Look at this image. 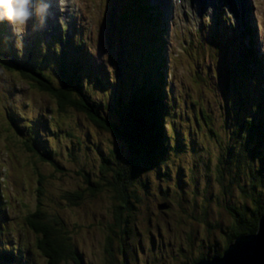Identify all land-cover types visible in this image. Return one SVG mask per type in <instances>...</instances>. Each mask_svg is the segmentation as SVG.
I'll list each match as a JSON object with an SVG mask.
<instances>
[{
  "label": "rangeland",
  "instance_id": "374dc122",
  "mask_svg": "<svg viewBox=\"0 0 264 264\" xmlns=\"http://www.w3.org/2000/svg\"><path fill=\"white\" fill-rule=\"evenodd\" d=\"M84 1L86 0H81V2ZM139 40L140 42L143 41L140 37ZM245 42V40L242 41V44ZM138 54L141 57L138 65H145V54L141 51ZM219 58L221 59V57ZM210 59L207 60V64L212 68L215 67V76H217L219 75L218 62L213 65ZM221 61L225 64L224 60L221 59ZM132 65L134 64L132 63ZM187 73V68L182 67L180 80L182 79L184 82V75ZM131 80L133 81V79H129L125 83L119 84L113 79L112 81L115 83L106 90L108 95L103 92L104 96L96 98L103 107L102 112L105 116L109 115L113 119L118 114L119 117L124 105H127L133 97L134 90L130 89ZM216 80L219 81L216 77H212L213 85L207 87L211 92L205 93V100L201 101V105L213 112L215 124H211L210 121L206 123L216 132L217 136H208L207 130L202 128L191 130L192 126H187L184 121L180 122L181 129L188 128L194 137H198L199 140L203 139L207 144V149L204 147L199 149V155L203 161L194 162L192 159H188L190 154L187 153L181 155V161L173 156V160L162 161L156 168L144 172L142 181L145 182V186H141L139 183L137 185L140 201L132 202L131 205L134 208H129L124 213L127 218L125 223L131 218L130 223H127L130 226L127 254L130 255L134 264H190L193 257H197L201 252L204 254L212 253L218 247V241L224 242L227 232L232 230L233 217L229 207L247 204L249 209L252 210L253 208L252 200L246 197L248 193L242 189V187H250L251 181L247 177V167L250 166L253 159L250 158L249 161L247 159L245 165L237 170V173L241 175L240 179H238L239 176L227 175L228 173L220 169L222 164L219 159L225 144L228 142L229 130L224 129L223 111L214 100V95L217 97L221 95L220 91L214 89ZM8 81L12 83L13 78ZM124 86L127 87L122 92L113 93L111 90L114 87ZM6 90L7 87H0V91ZM191 93L198 96L193 91ZM21 98L30 102L28 92H25ZM8 100L11 102V99ZM39 101L45 104L43 98L37 100V102ZM15 104L19 105V103ZM118 105L122 107L120 110ZM0 109L4 111L3 99H0ZM70 112L72 114L69 115L68 125L73 133L79 137L80 149L67 153L65 152V142L62 145L60 142L52 143L60 151V163H63L66 169L64 174L56 173L51 163L44 164L37 161L36 164L32 162V156L28 153L22 156L19 147H16L17 138L6 139L10 143L4 149L7 158L4 154L1 155L3 152L1 150L0 164L10 166L12 159L19 166L14 176V179L19 180L17 186L23 188L28 183L31 184L35 179L36 172H41L45 178L54 177V174H57L54 177L55 181L50 185L52 188L75 192L77 187L80 188L84 185V175L81 172H88L91 176L96 175L102 150L115 147L117 143L123 149V159L129 156L127 153L130 149L126 144L93 127L91 122L82 114ZM30 114L27 112V115ZM6 141L0 138V142ZM262 148H264V144ZM262 151L261 158H256V160L262 163L259 167L261 169L260 174L264 178V150ZM221 177H224L223 182L220 181ZM258 181L259 179L257 183ZM15 186L14 183L10 185L11 188ZM35 187L33 186L32 189L34 190ZM259 191L257 188V193ZM104 195L101 192L98 196H87L72 201V203L63 200L62 207L58 203L44 205L50 211L60 209L59 215L63 216V220L71 228L70 233L82 251L85 260L93 264L106 263L107 253L104 245L108 236L111 237L115 245L112 253H116L120 259H124V255L117 251V247L121 244L120 230L117 226H111V224L116 223L113 210L115 209L114 201H111L110 195ZM32 200V206H34L36 200ZM179 200L182 207L179 206ZM117 203L120 202L116 200V205H118ZM163 203H167V208H160ZM30 207L31 203L28 202L21 209L16 210L21 219L27 216ZM205 213L208 217L203 218ZM203 219L219 224L220 227L215 226L209 231L205 228L207 224ZM110 229L114 230L113 233ZM115 232L118 233V236ZM190 236L193 241L192 239L190 241Z\"/></svg>",
  "mask_w": 264,
  "mask_h": 264
},
{
  "label": "trees",
  "instance_id": "16d2710c",
  "mask_svg": "<svg viewBox=\"0 0 264 264\" xmlns=\"http://www.w3.org/2000/svg\"><path fill=\"white\" fill-rule=\"evenodd\" d=\"M20 69L24 70L27 76L38 81V86L56 101L58 109L64 112L72 110L82 113L99 130L117 138L119 142H123L130 149L127 153L129 156L126 159H123V149L117 143L115 147L107 148L105 151L102 150L99 169L95 172L96 175L91 176L88 172H81L84 175V185L80 188L77 187L75 192L63 191L61 197L63 200L72 203V201L87 196H98L101 192L105 194L104 196L110 195L111 201L113 200L115 205L113 210L116 221L111 226H117L120 230L121 244L117 247V251L124 255V259H120L116 253H112L115 245L111 237L108 236L104 245L107 253L105 264H134L130 255L127 254L128 232L130 231V226L127 223H130L131 218L125 223L127 218L124 213L127 209L134 208L131 205L132 202L140 201L137 185L145 186V182L142 181L144 172L156 168L164 161L163 154H165L166 148L162 144V132L158 127L162 105L159 101L158 103L154 100L153 94L145 93L142 82H140L135 86L132 100L123 108L118 105V109L122 108V110L119 117L117 114L116 118L112 119L111 116L104 115L102 112L103 107H101L99 101L87 93L88 90L84 84L74 75L63 73L62 84L56 85L40 73L23 67ZM262 125H264V121L250 119L231 127L230 137L219 159L222 164L220 169L228 173L227 175L239 176L238 179L241 175L237 173V170L245 165L247 159L248 161L250 158L253 159L250 166L247 167V177L251 181L250 187H242L243 191L248 193L246 197L253 202L252 210L249 209L247 204H241L239 207L236 205L229 207L233 223L232 230L229 233L227 232V235L223 232L226 235L224 242L218 241V247L212 253L204 254L201 252L197 257H193L190 264H195L205 256L222 255L236 236L257 231L259 219L264 213V178L260 174L261 169L259 167L262 163L256 160V158H261L262 150H264L262 148L264 144V127ZM214 133L211 131V134ZM19 144L27 152L35 153L39 160L51 163L56 173H65V165L52 160L53 156L50 151H47L45 155H42V152L37 154L28 140H22ZM223 178H220L221 182H223ZM257 188L260 190L259 193H257ZM116 200L120 202L117 203L118 205H116ZM163 204L165 205L163 208H167V203ZM179 206L182 207L180 200ZM48 212L50 211L40 208L27 217V223L38 236L36 254L43 256L47 264H93L85 260L82 251L78 248L73 235L70 233L71 228L65 223L63 216L59 214H56V216L49 215ZM206 216L207 213L204 214L203 218H206ZM203 220L207 224L205 227L207 230L215 226L220 227L219 224ZM110 231L113 233L114 230L110 229ZM115 233L118 236V233ZM112 235L114 236V234ZM189 239L193 241L191 236Z\"/></svg>",
  "mask_w": 264,
  "mask_h": 264
},
{
  "label": "water",
  "instance_id": "95a60500",
  "mask_svg": "<svg viewBox=\"0 0 264 264\" xmlns=\"http://www.w3.org/2000/svg\"><path fill=\"white\" fill-rule=\"evenodd\" d=\"M195 264H264V213L257 231L236 236L222 255L202 257Z\"/></svg>",
  "mask_w": 264,
  "mask_h": 264
},
{
  "label": "clouds",
  "instance_id": "9594fccd",
  "mask_svg": "<svg viewBox=\"0 0 264 264\" xmlns=\"http://www.w3.org/2000/svg\"><path fill=\"white\" fill-rule=\"evenodd\" d=\"M53 0H0V23L7 22L17 34L24 33L33 20L43 26Z\"/></svg>",
  "mask_w": 264,
  "mask_h": 264
}]
</instances>
